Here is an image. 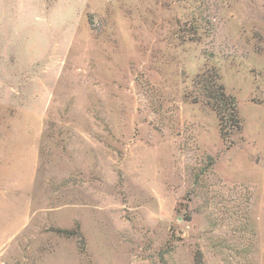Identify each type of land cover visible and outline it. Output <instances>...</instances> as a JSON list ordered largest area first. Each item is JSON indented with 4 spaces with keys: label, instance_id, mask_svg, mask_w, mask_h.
<instances>
[{
    "label": "rangeland",
    "instance_id": "374dc122",
    "mask_svg": "<svg viewBox=\"0 0 264 264\" xmlns=\"http://www.w3.org/2000/svg\"><path fill=\"white\" fill-rule=\"evenodd\" d=\"M0 264H264V0H0Z\"/></svg>",
    "mask_w": 264,
    "mask_h": 264
},
{
    "label": "trees",
    "instance_id": "16d2710c",
    "mask_svg": "<svg viewBox=\"0 0 264 264\" xmlns=\"http://www.w3.org/2000/svg\"><path fill=\"white\" fill-rule=\"evenodd\" d=\"M216 74L206 73L195 80L196 93L217 115L221 134L226 135L229 130L239 128V119L234 97L227 94ZM228 129V130H227Z\"/></svg>",
    "mask_w": 264,
    "mask_h": 264
}]
</instances>
